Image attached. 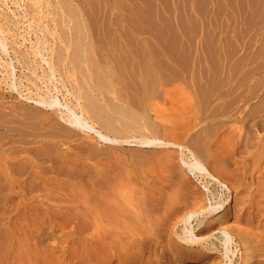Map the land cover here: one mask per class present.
I'll list each match as a JSON object with an SVG mask.
<instances>
[{"label": "rangeland", "instance_id": "1", "mask_svg": "<svg viewBox=\"0 0 264 264\" xmlns=\"http://www.w3.org/2000/svg\"><path fill=\"white\" fill-rule=\"evenodd\" d=\"M226 1L227 0H215V1L214 0H0V10H1L0 11L1 12L0 13V33H1V35H0V92H1L0 93V106H1L0 124L4 123V125H5L4 126L2 124L4 127L0 125V134L3 135L2 137H0V166H1L0 169L2 168L1 169L2 171L0 170V173H1L0 177H1V175L3 176V177H1L2 179L0 178V182L1 183L3 182V185L0 184L1 185L0 186V245H4L3 246L4 249L0 246L1 252H3L2 250L7 249L10 245H13V243H14V245L15 244L18 245V243H20V242L21 243L25 242V246H27L26 243L28 244V246L30 244H32V246L34 248L38 249L37 252L41 251V253H44V249H45L46 250L45 255H48V256L49 255L51 256L50 253L53 252L54 253V254L52 253L53 257H56L57 255H60L62 253L61 257L66 256V258H68L69 256H71V254L74 253V251H77V253H79L78 249H77L79 242L80 243L81 242H91V241H89V239L91 240L93 238V236L95 235L94 230H91L93 228L90 227L91 225H89L90 223H89V221H87L88 219L84 218V220H83L81 214H83V211H84L83 208L85 209L87 207V205H86L87 203L82 204V201H83V203L85 202L83 199H85L84 195H86V193H84V192H88L87 196L90 195L91 203L94 202V199L96 201L95 188L97 189V185H96V183L91 184L90 182L96 181V178H95V180H93L94 179L93 176L96 177V168H97L96 164L99 163V160H102V158H100V156L101 157L106 156L105 159L109 161V159L111 160L112 157H118L120 155L119 153H121V154L124 153V155H121V156H124V157H122V158H124V162L130 161V160H132V161L134 160V162H135L137 160L136 161L137 163L139 162V164H142L143 162L148 160L150 155L155 153V150L153 151V149H155V147H153V146H148V145L139 143L137 141L102 140V139L98 138L97 136H95L93 131H90L88 133L85 129L80 130V128H78L75 125H72L69 122L65 121L66 117L64 118V116H66L67 112L71 111V110L77 112V110L79 109L78 108L79 104H82L84 102L82 100L83 97L78 95L79 93L76 90H74L72 84L74 83L73 80L75 78L78 79L79 76L80 77L83 76V71H81V70H84V71L86 70L85 72H87L88 67L92 68L91 63H90L91 59H92L91 60L92 63H94L95 65H99V66L103 65L102 67H104L106 69H108V64H110L108 70H110L111 66H113V68H112L113 71L110 70L111 71L110 75H111V79H112L113 89L115 92L113 93V95H111V93L103 94L104 92L103 93L97 92L98 94H100L99 99L102 96L100 99V102L101 101L104 102L103 100H105L106 98H110L107 101H112L111 98L114 97L116 103H118L120 101H121V103L124 102L125 105H127L129 107L131 106L130 108H132L133 110H135L139 114L143 113L145 119H147L152 124H154L155 127L158 129H160L163 125L164 126L166 125L165 124V122L167 121L166 119H167V117L171 118L169 116H171V114L173 113V112H171V111H173V109H175L174 113L176 112L175 114L179 115V117H178L179 119L178 118H176V119L180 120V117H181L180 113L182 114L185 111V110L182 111V109H183L182 106H184L182 104L186 103L185 104L186 108L188 106L190 107V109L188 107V111L186 110L187 113H189V110H191V108L193 107L192 105H194L192 110H194V112L196 113V116H194L195 118H193L192 110L190 111V114L187 115V118L189 116L191 117V119H190V117L188 119L190 121V123L187 120V118L185 117L186 116L185 112L183 113L184 115L182 114L183 116L181 117V119L184 117L182 121L185 122V125L183 124L184 122H182L183 127L186 126L187 121H188L189 125L193 122L192 123L193 125L191 124L190 128L187 126L185 128H183L180 125L181 123H179V121H177L174 118V117H177L174 114L172 117L179 123V125L177 126L175 124L177 122H173V120H174L173 118L170 119V121L173 119L171 121V123L168 119L167 122H169L170 124L167 123V125L171 126V124L173 122L174 124H172L171 127H173V125H176L177 127H175V128H178V127L180 128V126H181L180 129L178 128L179 134L184 133V132L182 133L181 129L183 131H185L184 129H186V131H187V128H188V131L187 132L185 131L186 133L183 134L184 136L182 135L183 140L187 139L190 136V141H191L192 145H194L195 142L198 143L200 141L199 146L196 143H195L196 145H194V146H197L198 148L201 146V144H202V146H204V144H205L204 141H206L207 139L209 141V140H213L214 138H218L217 141H219V143L222 144V147H221V144H219V145L214 144L215 147L212 148L213 152L217 148H218L219 152L220 151L222 152V149H223L224 150L223 153H225L224 156L226 158H228V157L232 158L234 156L233 153L235 151V148L237 147L236 148L237 153L235 152L236 157L241 158L242 156L245 155L246 152L242 151L244 149H243L242 144H240L242 142L235 141L233 146H229L227 143V139H226V141L224 140L225 139L224 135H226L225 131L228 132L229 128H232V127H229V125H230L228 122L229 118L227 117V114H229V112L226 113V111H228L230 109V104H232L231 108L234 107V108H232V110L234 109L233 111H236L235 109L238 107L237 104L243 103L242 104L243 107L242 106L241 107L242 108L245 107L244 111H246V119L244 121L246 123L244 121H242V123L246 124V125L244 124V127L246 128V130H245V128H243V124H242V132L244 130H245V132L246 131L250 132L249 130H251V129L253 130V128H252L253 121H256V120L258 121L259 119L262 121L264 119V115H260V114H264V104H263L264 103V99H263L264 97H262V96H264V82H263L264 77H263V79L261 77L262 75L264 76V66H263L264 65V59H263L264 56L260 55L262 53L264 55V50H263L264 49L263 48L264 47V45H263L264 44V42H263L264 41V34H262V32L264 33V16L261 17L262 14H264V5H263L264 3H261V2H264V0H255V2H254V0L253 1H251V0L250 1H248V0H243V1L242 0H240V1L239 0H231V1L228 0L227 2ZM258 1H259V3H258ZM238 2H239V4H240V2H242L241 3L242 6L239 5ZM248 2H251L255 5L253 6V4H251V3L248 4ZM232 3H233V5L234 4L235 5L234 6L230 5ZM231 6H233V7H231ZM235 6L240 7V8H238L240 10V12L237 13V11H239V10H237V7H235ZM231 8H233V10ZM234 8H236L237 11H234L235 10ZM247 8H248V10H246ZM249 8H250V10L252 9L253 11L252 10L250 11ZM213 9L215 10V13H214ZM226 9H227V12H226ZM254 11H256V12H254ZM246 12H248L250 14H248ZM226 13H228V14H226ZM260 13H262V14H260ZM229 14L232 17V20H230L231 17ZM240 14H241V17H240L241 20L240 19L237 20V18H239ZM244 15L247 17H245ZM251 15H252V18L254 17L253 20L250 19ZM3 17H5V18H3ZM258 17H261L262 19L258 18ZM257 18L259 21L260 20H262V21L259 22L257 20ZM225 21H226L227 26L225 25ZM240 21H242V23ZM252 21H253V24L251 23ZM248 22L251 24L250 25L251 27L249 26ZM230 24H232V26ZM234 24H237L236 25L237 28H235ZM243 25L245 26V29L243 28L244 27ZM240 26H242V27H240ZM248 26H249V28H247ZM227 28H229V30ZM238 28H239V31H237ZM241 28H243L245 31L242 32ZM232 29L235 31H233ZM247 29H249V30H247ZM256 29H258V30H256ZM227 31H229L230 33H228ZM259 31H260V33H259ZM233 32H234V34H233ZM239 32H241V33H239ZM244 32L246 33V35L244 34ZM252 32H253V35H252ZM235 33H237V34L239 33L238 36ZM230 34H231V36H229ZM243 34L245 37H243ZM250 34L252 37H254V39H252ZM254 34H256V35H254ZM77 35H79V36H77ZM227 35L231 39L232 43L230 42V40H226V39H229L228 37H226ZM236 36L238 39L236 38ZM239 36L241 38H239ZM73 37H74V39L75 38H77L78 40H79V38L81 39V41L80 40L79 41L81 42L80 44H81L83 53L80 52V55H81L80 58H82V59H78V61H80L79 62L80 64L79 63L75 64L77 61L74 63L75 65L73 64L75 67L78 66V68H75V71L74 70L70 71L69 69H71V66H69V65H71L73 63L72 58L74 59V56H72V54H71V53H73V49H71L72 47L70 48L69 45L67 46V41ZM260 38H261V40H260ZM246 39L248 41H246ZM228 42H230V43H228ZM237 42H239L240 47H239ZM243 42H245L248 45V46H246L248 48L244 47L245 43H243ZM234 43H235V46H234ZM236 43H237V45H236ZM255 44L257 46H255ZM226 46L229 48L227 49ZM233 46H234V50H232ZM235 47H237V48H235ZM84 48H86V49H84ZM83 49H84V51H83ZM245 49L247 50V52ZM248 49L250 51L249 53H248ZM226 50H229V51L226 52ZM232 51H234V52H232ZM257 51H259L260 54H257ZM145 53H148V54H145ZM247 53H248V56H247ZM88 54H90V55L88 56ZM118 54H120V56ZM229 54L231 56H229ZM110 55L112 57H110ZM138 55L141 56L140 59H138L139 58ZM257 55H258V58H257ZM116 56H118V57H116ZM122 56H125V60H124V57H122ZM130 56H132V57H130ZM145 56L147 57V59ZM226 56L229 57V59ZM239 56L241 57V59L242 58H244V59L241 60L239 58ZM86 57L88 60L86 59ZM94 57H95V59H94ZM119 57H120V60L118 59ZM128 57H130L131 60ZM98 58H100V59H98ZM108 58H109V60H108ZM155 58H157L156 59L157 63H156ZM237 58H239V59H237ZM254 58H256V59H254ZM93 59H94V62H93ZM101 59H102L103 63H100ZM103 59L104 60L106 59L105 62L103 61ZM126 59H127V61L128 60H130V61L127 62ZM142 59H144V61ZM226 59L229 61H226ZM236 59L241 61L239 63V65H238L239 61L236 62ZM141 60L143 62H140ZM233 60L235 61V63L233 62ZM245 60H246V62H245ZM98 61H100V62H98ZM118 61H122V62H118ZM261 61H263V62L261 63ZM84 62H86V64ZM88 62L90 64H87ZM132 62L134 63V65H136V62H137L138 65H136V66H138V67H136L134 65H133L134 67H132ZM1 63H3V64H1ZM4 63L6 65H4ZM105 63H107V65H105ZM119 63H120V65L121 64H124V65L120 66ZM129 63H130V65H129ZM254 63L257 65H255ZM259 63L262 65H259ZM8 64H10V65H8ZM125 64L126 65L128 64V65L126 66ZM157 64H159V65H157ZM230 64L232 66H230ZM252 64H254L255 66L254 65L252 66ZM86 65H88V66H86ZM242 65H243V67H242ZM235 66H236V68H235ZM239 66H241V67H239ZM247 66H249V67H247ZM250 66L252 67V69ZM258 66L259 67L262 66V67L259 69ZM81 67H84V69ZM226 67H227V69H226ZM223 68L225 69L226 72L224 71ZM245 68L249 69V70L251 69V70L249 71V70H246ZM135 69L138 71H136ZM228 69L229 70L231 69V70L229 71ZM243 70H246V71H243ZM143 71H146L148 74H146V72H143ZM251 71H253V72H251ZM81 72H82V76H81ZM131 72L134 73L135 75L131 74ZM229 72H230V74H234V75H232V77H231ZM243 72H244V74H243ZM261 72H262V74H260ZM123 73H125V74H123ZM144 73H145V75H144ZM248 73H249V75H246ZM151 74H152V76H151ZM193 74L195 75V77H193L194 76ZM124 75L125 76L129 75V77L128 76L123 77ZM148 75H150L151 77H148ZM201 75L203 76V78ZM223 75L225 77H223ZM238 75L241 77H239ZM119 76L122 78H120ZM190 76H192V77L190 78ZM237 76H238V78H237ZM244 76L246 78H244ZM67 77L69 80L67 79ZM143 77L144 78L147 77L148 80H147V78H146V80L143 79ZM242 77L244 78V80ZM259 77H261V78H259ZM157 78H158V80H157ZM188 78H190L191 80L189 81ZM192 78H194V79H192ZM205 78H207V79H205ZM255 78H257L258 80ZM129 79H130V82L129 81L127 82V80H129ZM161 79H163V80H161ZM231 79H233V81H230ZM238 79H239V81L241 79L242 82L237 83ZM124 80H126V81H124ZM137 80L140 84L137 82ZM149 80L151 81V83L153 85L150 84V82L149 83L147 82ZM207 80H208L209 84H208ZM122 81H124V84ZM156 81L158 83H156ZM162 81H164V83ZM194 81H196L197 83H195ZM200 81H202V82H200ZM203 81L204 82L206 81L207 83L206 82L204 83ZM224 81H226V83H224ZM257 81H259V82H257ZM71 82H73V83H71ZM135 82H137V84ZM166 82H167V84H165ZM169 82L171 84H173V83L177 84L176 89L174 87L175 85H173V87H174V89H173L172 85L170 86ZM191 82L192 83L194 82L193 84L194 85L196 84V85L194 86L193 84H191ZM252 82H254V84ZM260 82L262 84H260ZM127 83H129V85ZM130 83H131V85H130ZM145 83H147L148 87L149 86L150 87L149 88L146 87L147 84H145ZM233 83H235V84H233ZM245 83H246V85H245ZM12 84L14 85L13 88H12ZM228 84H230V85H228ZM252 84H253V86H252ZM70 85H71V87H70ZM159 85H160V87H159ZM166 85L171 87L172 91L169 90V89H171L169 87H167L168 89L166 90V87H164ZM178 85H180L181 87ZM204 85H206V86H204ZM231 85H232V87H231ZM151 86H152V88H151ZM153 86L155 87V89H157L156 91L153 88ZM185 86L187 88H184ZM198 86L200 87L199 89H198ZM127 87L131 88V90H133V92H131V90ZM134 87H135V89H134ZM195 87L199 90V92H201V93L203 92L202 95H201V93H198L197 89H194ZM241 87L243 88V90H241L242 89ZM252 87L254 88V91H253ZM256 87H258V88L256 89ZM190 88L193 89V91L190 90ZM201 88H203L202 89L203 91L201 90ZM232 88H234V89L231 90ZM138 89H140V90H138ZM158 89H159V91H158ZM180 89H181V91H180ZM186 89H189L190 93ZM223 89H224V92L226 90L225 93L223 92ZM148 90L150 92L149 94H147ZM177 90L180 92L174 93V91H177ZM207 90H208V92H206ZM74 91L77 92V94ZM127 91H130V92H127ZM138 91H141V92H138ZM239 91H240V93H238ZM241 91L243 92L242 94H241ZM251 91L253 92L252 94L250 93ZM255 91H257V92H255ZM167 92H168V94H167ZM181 92H183L184 94L186 93V95L187 94L193 95V93H194V95H196V96L193 95V96H190L191 97L190 98L187 95L188 97L186 99V97H185L186 95H184ZM196 92L198 93V95H201V96H197ZM221 92H222V94H221ZM178 93H179V95L177 96ZM223 93L228 94V95H224ZM262 93H263V95H262ZM116 94L118 96H116ZM156 94H157V96H156ZM170 94L171 95L173 94L172 96H174V97H172ZM220 94H221V96H220ZM239 94H241V96ZM40 95L44 96V97L46 96L47 98H50L49 102L51 100H54L55 103L52 105H49V106L48 105L42 106V104L40 105L39 103H36L34 101V99H37ZM110 95H111V97H109ZM121 95H123V96H121ZM133 95H136V98L133 97ZM145 96H147V97H145ZM104 97H105V99H104ZM121 97H123L124 99ZM177 97H179V98L176 100ZM192 97L194 98V100ZM202 97H205V99ZM236 97H239V99L237 98L238 100L236 99V102L238 101L237 103L235 102ZM243 97L246 99V101H244L245 99ZM118 98L121 100H119ZM150 98H152L153 100L151 99L149 101ZM170 98H172L173 100L180 102V103L183 101L181 104L179 103L181 108L179 107L177 102H176L177 105H172L171 103H174L175 101L172 102L171 101L172 99H170ZM183 98H184V100H186L185 102H184ZM258 98L261 101H259ZM135 99L137 101L136 103H135V101H132ZM137 99H139V100H137ZM168 99H170L171 103H168V101H169ZM190 99L193 102L194 101L195 102L194 103L191 102ZM202 99H204V100H202ZM207 99L209 102L208 104L206 102ZM214 99H217L218 102ZM180 100H182V101H180ZM200 100H201V102H200ZM141 101H142V103H140ZM151 101L154 102L155 105L157 104L156 105L157 107H158V105L161 106L163 104V106H161V107L164 109L165 116L162 113L163 110H162V112H159L158 109L156 108L157 109L156 111H158V113H160L161 117L159 116V114L156 111H154L153 106H155V105ZM204 101H205V103H203ZM212 101H214V102H212ZM230 101H231V103H230ZM187 102H188V105H187ZM189 102L191 103L190 104L191 106L189 105ZM225 102L229 106L226 107ZM2 103H4L5 105ZM198 103H200V104H198ZM234 103H236V104H234ZM140 104L142 106L141 109L143 108V110H141L140 108H139L140 110H138L137 106L140 107ZM150 104H151V106H150ZM202 104H203V106H202ZM219 104H220V106H219ZM15 105H17L16 106L17 108L13 107ZM24 105H26V106H24ZM27 105H28V107H27ZM9 106H11V108H9ZM34 106H35L36 110L34 109ZM171 106H173L172 107L173 109L171 108ZM29 107H31V108H29ZM161 107H159V108L161 109ZM164 107H166V108H164ZM167 107H169V108H167ZM196 107H198V110H196L197 109ZM222 107H223V109L226 108L225 111L222 109ZM176 108H177V110L180 109L182 112L177 113ZM38 109L41 111L39 112ZM167 109H169L170 111ZM199 109L200 110L203 109V110L199 111ZM216 109H218L219 113L217 112ZM1 110H3V111H1ZM5 110H7L8 112L7 111L5 112ZM30 110H31V112H30ZM165 110H166V112H165ZM32 111H33V113H32ZM168 111H169V113H167ZM1 112H2V114H1ZM57 112L60 113L61 116L59 114L57 115ZM63 112L66 114H64ZM23 113H25V116L26 115L27 116L25 117ZM224 113H226V114H224ZM247 113L249 115L250 114L251 115L256 114V117L254 115H253V117H251V115H250V118H249V115ZM12 114H16V115L13 116ZM28 114H30V115H28ZM166 114L169 116L166 117ZM206 114H208L209 116ZM210 115H212V116H210ZM247 115H248V117H247ZM18 116L20 119L18 118ZM31 116H32V118H31ZM199 116L200 117L202 116L203 118L202 117L200 118ZM6 117H7V119H6ZM157 117L162 118V119L165 118V119L160 120ZM45 118H46V120H44ZM62 118H64V119H62ZM251 118L255 119V120H252ZM8 119H10V120H8ZM28 119H30V120H28ZM192 119H193V121H192ZM195 119H198V120H195ZM20 120H24V121H20ZM48 120H49L50 124H48L49 123V122H47ZM9 121H12V122L10 123ZM18 121H20V122H18ZM40 121L41 122L44 121V122L41 123ZM52 121H54V123ZM163 121H165V122L163 123ZM194 121H195V124H194ZM219 122H220V124H219ZM12 123L13 124L15 123V125H13ZM18 123H21V124H18ZM44 123H45V125H44ZM51 123H52V125H51ZM215 124H216V126H215ZM236 124H238V122ZM239 124H241V123H239ZM249 124L251 125V127ZM43 126L46 128H44ZM66 126H67V128H65ZM226 126L229 127L228 130H227ZM11 127H12V129H11ZM62 127L64 129H62ZM224 127H226V128H224ZM7 128L10 129L9 130L10 132L9 131L7 132V130H8ZM15 128H16V130H15ZM41 128L46 129V130H43ZM50 128H52V130H50ZM72 128H73V130L74 129H76V130L72 131ZM247 128H248V130H247ZM39 129H41V130H39ZM58 129H59V131H57ZM199 130H200V132H199ZM5 131L7 134L5 133ZM47 131L48 132L51 131L50 134L52 136L48 135L46 133ZM62 131H63V133L64 132L65 133L63 134ZM210 131H212V132H210ZM214 131H215V133H214ZM260 131L264 132V128L261 127ZM22 132H24V134ZM31 132H33V134L35 136ZM37 132H38V134H37ZM69 132H73V134L74 133L75 134L73 135V134H70ZM76 132H78V135ZM192 132L195 134V136H194V134L192 136V134H191ZM204 132H206V134ZM28 133L29 134L31 133L32 135L31 134L29 135ZM53 133H55V136ZM61 133L63 136L60 135ZM79 133H81V134H79ZM82 133L84 135H82ZM213 133H214V135H213ZM223 133H224V135H223ZM39 134H41V135H39ZM197 134L200 135L199 137L201 139H203L202 136L204 135V139L201 140ZM201 134H202V136H201ZM84 136L86 137V139L84 138ZM191 136H192V139H191ZM14 137H16V138H14ZM18 137H19V139H18ZM77 137H79L80 139ZM197 137L199 138V140L198 139L196 140ZM219 137H220V140H219ZM26 138H30L31 142H29L28 139H27L28 140V142H27ZM69 138H70V140H69ZM90 138L92 139V141ZM38 139H40V140H38ZM87 139H90V140H88L89 142H87ZM21 140H23V141L21 142ZM45 140H47V141H45ZM63 140H64V142H63ZM79 140H80V142H81V140H84L85 142L82 141L81 143H79ZM12 141H13V143H12ZM46 142H48L47 143L48 146H47ZM5 143H6V145H5ZM43 143H45V144H43ZM52 143H53V145H52ZM85 144L87 146H85ZM20 145H22V146H20ZM25 145H26V147H25ZM223 145H225L224 148H223ZM234 145H236L235 148H234ZM27 146H29V147L31 146L30 149L33 147V149L35 150L34 151L33 149H31L32 152H30V154L28 156L25 153L26 151H24L27 148ZM102 146L104 148H102ZM186 146L187 145L184 143L181 147L182 149H180L179 147H177V149L180 150L181 153L185 152L188 154L189 152H188V148ZM202 146H201V148H202ZM227 146H228V148H227ZM240 146L242 148H239ZM10 147L12 149H10ZM21 147H23V148H21ZM229 147H231L230 148L231 151H232V149L234 150L233 153H229V151H230V150H228ZM4 148H6V149H4ZM42 148H43V150H41ZM75 148H77V149H75ZM88 148H89V150H88ZM107 148H108V154H106ZM173 148L174 147H171V146L169 147V149H171V150H174ZM201 148H199V150ZM39 149H40V151H39ZM95 149H96V152H95ZM144 149H146L147 153H150L149 150L152 149L151 154L148 155L147 153H145L146 151L144 152ZM12 150L15 152H13ZM57 150H59L60 153L59 152L56 153ZM65 150H67L66 153H65ZM83 150H85V151H83ZM237 150H239V151H237ZM45 151H47V152L49 151L50 153H47V152L45 153ZM113 151H115V153H113ZM134 151H136V154H134L135 153ZM137 151H139V152H137ZM225 151L226 152L228 151L227 154L229 156L226 155ZM116 152H119V153H117V155H116ZM140 152H141V154H139ZM18 153H19V155H18ZM55 153H56V155H55ZM64 153L66 154V156H68V155L69 156L66 158ZM204 153H205L204 149L201 150V154L204 155ZM137 154H139V155H137ZM231 154H232V156H230ZM47 155H50V158ZM55 156H56V158H55ZM70 156H72V157H70ZM143 156L147 160L145 159L143 161V159H144ZM22 157L23 158L24 157L25 158L31 157V159L32 158L34 159L33 162L35 164L40 165V167L38 165H36L38 167V170H40L38 175H36V177H34V178L30 177V176L27 177V175L29 174V171H27V170L30 169L29 168L30 166L28 167V164H30L28 160H26L27 163L25 162L26 164L24 166H22V167L20 166L22 170L19 169L20 168L18 166L19 163L18 164H16V163L18 162V159H19V161H20V158L22 160ZM45 157H46V159H45ZM52 157H54V158H52ZM69 157L73 158V160H75V161H72V159L69 160L70 159ZM97 157L100 159H97ZM262 157H264V156H262ZM262 157L259 159L258 162L255 161V165L257 164L258 172H256L254 174L253 178H251L248 175L249 171H250L248 168L251 166L250 162H249V163H247L246 166H244V167H246L247 171L249 170L247 173H245V171H244L245 168L242 167L236 171L237 174H239V171L242 170V172L240 171V173H242L241 174L242 176L241 175L236 176L235 175L236 172L234 170L233 172L235 174H234V176H232V178L230 176L228 179L227 178H224L223 180L221 179L222 182H224V184H226L227 188L226 187L225 188L220 187V185L217 184L215 179H213L211 176L205 177V176L199 175V174H195L193 176V173L190 170H188V168H186L185 171H187V173L189 175V179L192 178L190 183L193 182V184H194V185L191 184L192 185L191 188H193V189H191L190 191L193 190L195 193H198V191L200 189L201 190L203 189L205 191L206 188L204 187L203 184L206 183L210 189L216 188L217 189L216 191H218L216 197L214 199H212V196H211L210 200L211 201H218L221 203V206L217 210L213 211V213H211V214L209 212L204 211V212L196 213V215H193L190 218V221H189L190 224L188 223V227H190L195 234H196L197 228L200 227L202 224H204V221H206V220L207 221H210V220L215 221L216 219H218V217L220 215H222L226 210H228V208H229V210H231V208L229 207V203L233 200V197L235 195V191L233 190L234 186L230 185L228 183L234 182V178H235V181L237 182L234 184V185L237 184V186H238L237 189L238 188L241 189V187H242V186L238 185V183L240 184L241 180L246 181V184L248 185V187H246V189H245V195H249L250 200H249L248 196L244 195L248 199H246L247 202H246L245 208L242 209L243 212H249L251 217H253V215H257V217L260 216V218H262V219L259 223H262L264 221V218H263V216H264V158H262ZM51 158L54 160H52ZM63 158L64 159L66 158L65 161L63 160ZM226 158L224 159L225 162H226ZM47 159L50 161H47ZM55 159H57V160H55ZM80 159H82V160H80ZM105 159L103 157L104 161H106ZM36 161H37V163H36ZM57 161H59V162H57ZM80 161H82V163H79ZM119 161H121V157H120ZM9 162H10V164L7 165ZM13 162H14V164H13ZM54 162H57V163H54ZM73 162H75V163L77 162L78 164L76 163V164L72 165ZM124 162L122 160V162H120V164L121 163L123 164ZM53 163H54V167H53ZM59 163H62V164H60L62 166H60ZM56 164H58L59 166ZM79 164H81L82 167ZM75 165L76 166L78 165V167H75L72 169V167H74ZM226 165H227V167L229 166L227 162L225 163V167H226ZM15 167L19 170H17ZM37 167H36V169H37ZM41 167H42V169H41ZM45 167H46V169H45ZM51 167H53L54 169ZM57 167H58V169H56ZM63 167H64V169H62ZM232 167L230 166V169H232ZM24 168H26V169H24ZM66 168H68V169L65 170ZM70 169H72V170H70ZM82 169H83V172L81 171ZM16 170H17V172H16ZM44 170H46L47 172H45ZM49 170L53 171V172L51 173ZM63 170H65V171H63ZM69 170L73 171L74 175H72L73 172H70ZM77 170L79 172H77ZM89 171H90V174H89ZM2 172H4V174ZM176 172L177 173L181 172V170L177 168ZM84 173H86V174H84ZM177 173H176V175H178ZM244 175H245L246 180L243 179ZM37 176L39 178H37ZM178 176H180V175H178ZM238 176L240 177L241 180L239 179ZM67 177H69V178H67ZM83 177H85V178H83ZM89 177H91V178L89 179ZM27 179H29V180H27ZM30 179H33L34 181L30 180ZM52 179H53V181H52ZM5 180H6V182H5ZM17 180H19V181L17 182ZM20 180H21V182H20ZM38 180L42 183H39ZM55 180H58V182L56 183ZM229 180L232 182H230ZM50 181H52L54 184H52V182H50ZM60 181H63V182H60ZM75 181H80V182L75 183ZM87 181H88V183H87ZM34 182H38V183L36 184ZM65 182H66V184H65L66 187L67 186H69V187L66 188L64 186ZM33 183L35 184V186L37 185L36 186L37 188L34 186ZM85 183H87V185ZM41 185H42V187H41ZM70 186H71V188H70ZM94 186H95V188H94ZM57 187H58V189H57ZM41 188L44 190H42ZM69 189H72V191ZM80 189L83 191L80 193H83L84 195L82 197V195L79 194L81 196L79 198L78 197L79 192L77 193V191ZM70 193H73V195ZM91 193L94 195H92ZM72 198L74 200L76 199V201H74ZM79 199L80 200L82 199V201H80ZM77 203H79V204H77ZM78 205H80V206H78ZM67 206H68V208H67ZM192 207L194 210H196L198 212V210H199L198 205H193ZM192 207H190V208H192ZM71 208H72V210H69ZM67 209H68V211H67ZM78 209L79 210L81 209V210L79 211ZM71 211H75V212L71 213ZM76 212L77 213L79 212L80 214L78 213L79 215H77ZM75 215H77V216H75ZM80 218L82 219V221L84 223L81 220H79ZM87 223H89L88 224L89 227L87 226ZM181 225L182 224L178 223L175 226V229H176L175 237H177V239H179L177 234H179L180 236H183L182 230H181ZM92 232H94V233H92ZM85 237L86 238L88 237V240ZM207 238L208 239L205 240L204 244L211 243V244H216V245H219L220 247H222L223 235H222L221 231H218L217 229L213 230L212 234H210ZM5 243L7 245H8V243H10V245L7 246ZM37 243H40V244L42 243V244L37 245ZM69 243H70V247H67V245H69ZM75 244L77 245V247L75 246L76 249L74 247ZM44 245H46V247ZM52 245H53V247H52ZM20 246H21V244H19V247ZM23 246H24V244L20 248H23ZM42 247H43V250H42ZM73 247L75 249L74 251H73ZM70 248H71V250H70ZM8 249L10 250V248H8ZM8 249L5 250V253L8 251ZM47 249H48V251H47ZM61 251H63V252H61ZM56 252H58V254ZM69 252L71 254H69ZM5 253L3 252L2 253L3 255H0V259L2 258V262L5 260V259H3ZM63 253L65 256H63ZM1 256H3V257H1ZM75 256H77V254ZM75 256L73 254V257H75Z\"/></svg>", "mask_w": 264, "mask_h": 264}, {"label": "bare ground", "instance_id": "2", "mask_svg": "<svg viewBox=\"0 0 264 264\" xmlns=\"http://www.w3.org/2000/svg\"><path fill=\"white\" fill-rule=\"evenodd\" d=\"M215 1V0H214ZM228 1V0H227ZM226 1V2H227ZM231 1V0H230ZM240 1V0H239ZM243 1V0H242ZM250 1V0H248ZM253 1V0H251ZM234 2V1H233ZM255 2V0H254ZM229 3V2H228ZM242 2H238L239 5H241ZM246 3V2H245ZM244 3V4H245ZM251 2H248V4H250ZM259 3V1H258ZM261 3H264V2H261ZM224 4V3H223ZM253 4V3H251ZM229 5V4H228ZM230 5H233L230 4ZM235 5V4H234ZM233 5V6H234ZM255 4H253L254 6ZM260 5V4H259ZM262 5V4H261ZM264 5V4H263ZM231 6V7H233ZM242 6V5H241ZM237 7V6H235ZM252 7V6H251ZM256 7V6H255ZM259 7V6H258ZM238 8L240 7H237V10H239ZM244 8V7H243ZM246 8V7H245ZM254 8V7H253ZM233 10V8H231ZM235 10L234 11H237L236 8H234ZM261 9V8H260ZM214 10V9H213ZM242 10V9H241ZM248 10V8L246 9ZM250 10V8H249ZM252 10V9H251ZM250 10V11H251ZM1 11V10H0ZM253 11V10H252ZM224 12V11H223ZM226 12H227V9H226ZM240 12L237 11V13ZM249 12V11H248ZM246 12V13H248ZM256 12V11H254ZM1 13V12H0ZM214 13H215V10H214ZM229 13V12H228ZM226 13V14H228ZM231 13V12H230ZM243 13V12H242ZM241 13V14H242ZM245 13V12H244ZM213 14V13H212ZM235 14V13H234ZM241 14L239 16L238 19L241 20ZM250 14V13H248ZM256 14V13H255ZM262 14V13H260ZM259 14V15H260ZM3 15V14H2ZM1 15V16H2ZM230 15V14H229ZM253 15V14H252ZM252 15L250 16V19L253 20L254 17L252 18ZM257 15V14H256ZM245 16V15H244ZM261 16V15H260ZM264 14H262L261 17H263ZM231 17V15H230ZM229 17V18H230ZM247 17V16H245ZM261 17H258V18H261ZM5 18V17H3ZM216 18V17H215ZM249 18V17H248ZM257 18V20H258ZM244 19V18H243ZM247 19V18H246ZM249 19V20H250ZM256 19V18H255ZM262 19V18H261ZM232 20V17L231 19ZM234 20V19H233ZM245 20V19H244ZM2 21V20H1ZM216 21V20H215ZM236 21V20H235ZM256 21V20H255ZM259 21V20H258ZM262 21V20H260ZM259 21V22H260ZM5 22V21H4ZM242 23V21H240ZM258 22V23H259ZM230 23V22H229ZM239 23V22H238ZM249 23V22H248ZM253 24V21L251 22ZM262 23V22H261ZM247 24V23H246ZM2 25V24H1ZM215 25V24H214ZM225 25H226V21H225ZM232 26V24H230ZM235 25V28L237 24H234ZM241 25V24H240ZM245 25V24H244ZM243 25V26H244ZM251 24L249 23V26ZM227 26V25H226ZM247 26V25H246ZM249 26L247 28H249ZM242 27V26H240ZM251 27V26H250ZM234 28V29H235ZM245 29V26L243 27ZM243 28H241L242 32L245 31ZM258 28V27H257ZM223 29V28H222ZM229 30V28H227ZM233 30V29H232ZM249 30V29H247ZM246 30V31H247ZM258 30V29H256ZM235 31V30H233ZM239 31V28L238 30ZM236 31V32H237ZM228 33H230L229 31H227ZM254 32V31H253ZM253 32H252V35H253ZM241 33V32H239ZM238 33V34H239ZM260 33V31H259ZM234 34V32H233ZM237 36L238 34L235 33ZM244 34L246 35V33L244 32ZM243 34V37H245ZM262 34H264L262 32ZM1 35V33H0ZM256 35V34H254ZM79 36V35H77ZM231 36V34L229 35ZM229 36L227 35L226 37L229 38ZM236 36V38H237ZM251 36V34H250ZM225 37V38H226ZM242 37V38H243ZM252 37V36H251ZM250 37V38H251ZM234 38V37H233ZM239 38H241L239 36ZM258 38V37H257ZM3 39V38H2ZM235 39V38H234ZM238 39V38H237ZM245 39V38H244ZM248 39V38H247ZM246 39V41H248ZM252 39H254V37H252ZM79 40L81 41V39L79 38ZM77 38L74 39L73 38H70L68 41H67V46L69 45L71 49H73V53L72 56H74V59L72 58V61L73 63L69 66H71V69H69L70 71H75V68H78V66H74L75 64L79 63L80 61H78V59H82L80 58V52H82V47H81V42L79 41ZM226 40H230V42L232 43L231 39H226ZM233 40V39H232ZM241 40V39H240ZM257 40V39H256ZM261 40V38H260ZM258 41V40H257ZM228 42V43H230ZM234 42V41H233ZM242 42V41H241ZM254 42V41H253ZM261 42V41H260ZM264 42V41H263ZM262 42V43H263ZM2 43V42H1ZM238 45H239V42H237ZM236 43V45H237ZM245 43V42H243ZM252 43V42H251ZM4 44V43H3ZM258 44V43H257ZM227 45V44H226ZM264 45V44H263ZM231 46V45H230ZM234 46H235V43H234ZM234 46H233V49L234 50ZM248 46L246 43H245V46L246 47ZM250 46V45H249ZM255 46H257L255 44ZM260 46V45H259ZM258 46V47H259ZM227 47V46H226ZM238 47V46H237ZM235 47V48H237ZM240 47V45H239ZM229 47H227L228 49ZM248 48V47H246ZM257 48V47H256ZM264 48V47H263ZM86 49V48H84ZM83 49V51H84ZM243 49V48H242ZM239 50V49H238ZM246 50V49H245ZM252 50V49H251ZM262 50V49H261ZM264 50V49H263ZM91 51V50H90ZM229 51V50H226V52ZM237 51V50H236ZM255 51V50H254ZM72 52V51H71ZM89 52V51H88ZM234 52V51H232ZM243 52V51H242ZM247 52V50H246ZM249 49H248V53H249ZM256 52V51H255ZM254 52V53H255ZM259 51H257V54H260V52L258 53ZM83 53V52H82ZM90 53V52H89ZM110 53V52H109ZM127 53V52H126ZM229 53V52H228ZM237 53V52H236ZM244 53V52H243ZM248 53H247V56H248ZM87 54V53H86ZM91 54V53H90ZM88 54V56L90 55ZM116 54V53H115ZM124 54V53H123ZM130 54V53H129ZM145 54H148V53H145ZM144 54V55H145ZM231 54V53H230ZM229 54V56H231ZM235 54V53H234ZM242 54V53H241ZM253 54V53H252ZM93 55V54H92ZM106 55V54H105ZM120 56V54H118ZM141 55V54H140ZM140 55L138 59H140ZM243 55V54H242ZM262 56V54H260ZM87 56V57H88ZM94 56V55H93ZM148 56V55H147ZM244 56V55H243ZM242 56V57H243ZM86 57V59H87ZM106 57V56H105ZM110 57H112L110 55ZM109 57V58H110ZM118 57V56H116ZM124 57V60H125V56H122ZM132 57V56H130ZM128 57V58H130ZM146 57V56H145ZM227 57V56H226ZM233 57V56H232ZM261 57V56H260ZM85 58V57H84ZM102 58V57H101ZM108 58V60H109ZM127 58V57H126ZM229 59V57H227ZM239 58L241 59V57L239 56ZM237 58V59H239ZM252 58V57H251ZM257 58H258V55H257ZM70 59V58H69ZM85 59V60H86ZM95 59V57H94ZM94 59H93V62H94ZM100 59V58H98ZM117 59V58H116ZM120 60V57L118 58ZM122 59V58H121ZM147 59V57H146ZM145 59V60H146ZM157 58H155L156 60ZM236 59V62H238V65L239 63L241 62L240 60H237ZM244 59V58H242ZM241 59V60H242ZM250 59V58H249ZM248 59V60H249ZM256 59V58H254ZM264 59V58H263ZM84 60V61H85ZM88 60V59H87ZM92 60V59H91ZM90 60V63H91V66L92 68H89L87 69V72H85L84 70H81L83 71V76H82V72H81V76H79L78 79H74V83L73 85V88L74 90H76L82 98V100L84 101L82 104H79V109L77 110V112L75 111H68L66 116H64L65 118V121L69 122L70 124L72 125H75L76 127L80 128L81 129H85L88 133L90 131H93L95 136H97L98 138L102 139V140H114V141H137L139 143H142V144H145V145H148V146H153L155 147V149H153V151L155 150V153H153L152 155H150V157L148 158V160L146 158H144L143 156V161L146 159L147 161L143 162L142 164H139V162L137 163L136 161L134 162V160H130V161H126L124 162V156H121V155H124V153H119V152H116V155L117 153H119L120 155L118 157H112L111 160L109 159L106 160L105 157L106 156H103L104 159L106 161L103 160V157H101L100 155V158H102V160H99V163L96 164L97 165V168H96V177L93 176V180H95L96 178V181L95 182H90L91 184L93 183H96L97 185V189L95 188V197H96V201L94 199V202L91 203L90 201V195L87 196L88 192H84L86 193V195H84L83 193H80V192H83L81 189L80 190H76L78 195L81 194L82 197L84 195V198L83 199L85 202L83 203L82 199L80 201H82V204H85L87 203V207L84 209L83 208V214L82 215V219L84 220L85 219H88L87 221H89V223H87V226L88 224L91 225L90 227L93 228L91 230H94L95 232V235L93 236V240L89 239V241L91 242H79L78 244V252L77 251H74L77 247V245L75 244L74 247H73V251H74V256L77 254V256L73 257V254H71L69 252V254H71V256H69L68 258H66V256L64 255L63 253V256L65 257H61L62 253L60 255H57L56 257H53V252H51V256L49 255H45L46 253V250L44 249V253H41V251L37 252L38 249L34 248L32 246V244H30L28 246V244L26 243L27 246H25V242L23 243L24 246L23 248H20L22 247V243H18V245H10V243H8V245H10L8 248H10V250L8 249V251L5 253V250H2L5 255L3 257V259H5L3 262H2V258L0 259V264H264V221L262 223H259L261 221L262 218H260V216L257 217V215H253V217L250 216V213L249 212H243V208H245L246 206V199H248L250 196L249 195H245V189L246 187H248V185L246 184V181L244 180H241L240 179V175L242 173H240V171L242 172V170L239 171V174H237V170L246 166L247 163L250 162V167L248 168L249 170V176L251 178H253L254 174L256 172H258V168H257V164L255 165V161L258 162L259 159L264 156V132L260 131V128L263 127L264 128V119L261 121L256 120V121H253L252 123V128L253 130H249L250 132L246 131V128L244 127V124L246 123L244 120L246 119V111H244V108L243 107V103H239L237 104L238 107L235 109L236 111H233L232 107L231 108V101H230V111H226V113L229 112V114H227V117L229 118V127H232V128H229L228 126L227 127V130L229 128V131L226 132L225 131V134L223 133V135L225 136V141L227 139V143L229 146H233L234 142L235 141H238V142H242L240 144H242L243 146V149L242 150L243 152L245 151V155L242 156L240 159L236 157L235 155V152H236V148L234 145V148H235V151L232 149V151L230 150L231 147H229L228 150L229 153H233L234 151V156L232 158L228 157L229 155L227 154L228 151L226 152V155H228L226 158L224 155L225 153H223V149H222V152L218 151V148L216 150H214V152L212 151L213 147H215V145H219L221 143H219L218 138H214L213 140H209L208 139L206 141H204V146H202V148L204 149L205 153L204 155L201 154V150H203L201 148V146L199 148H201L199 150V148L197 146H194V145H200V141L197 143L195 142L194 145H192L191 141H190V136L187 138V139H184L183 140V134H185L187 131H188V128H187V131L186 129H184L185 131H182L183 134H179L178 130L181 128V126L183 127L182 125V121L183 118L181 119V117L184 115L183 113L185 112L186 113V118H187V115L190 114V111L192 110V108L194 107V105H192L193 107L191 108V110H189V113L186 112V110L188 111V107L186 108L185 104L183 103L182 105V111L185 110L182 114L180 112H182L180 109L177 110V113H180V120H177L176 118L179 117V115L175 114L174 113V110L171 106V108L173 109V112L171 114V116L167 115L166 114V117L169 116L171 118H173V114L176 115L177 117H174L177 121H179V123H181L180 125V128H175L179 125V123L174 119L173 122H177L175 123L176 125H173L174 124L172 122L171 126L170 125H167V122L168 119L170 121L171 118H168L167 117V121H163V123L165 122V124L167 125H163L160 129L156 128L154 124H152L150 121H148L147 119H145L144 117V114H139L138 112H136L135 110H133L132 108H130L129 106L125 105V103H121L118 102L116 103L114 97L111 98L112 101H107L108 99L110 98H106L104 97L105 100H103L104 102H100V99H99V96L100 94L98 93H111V95H113V93L115 92L114 89H113V84H112V79H111V75H110V70L113 71V66H111V69H109V66L110 64H108V69L102 67V66H99V65H95L94 63H92V61ZM106 60V59H105ZM105 60L103 59V61L105 62ZM131 60V58H130ZM128 60V61H130ZM144 61V59H142ZM140 61V62H143V61ZM149 60V59H148ZM251 60V59H250ZM249 60V61H250ZM253 60V59H252ZM258 60V59H257ZM77 61V62H76ZM112 61V60H111ZM127 61V59H126ZM127 61V62H128ZM226 61H229L226 59ZM231 61V60H230ZM248 61V62H249ZM255 61V60H254ZM253 61V62H254ZM76 62V63H75ZM87 62V61H86ZM86 62H84L86 64ZM97 62V61H96ZM100 62V61H98ZM118 62H122V61H118ZM126 62V63H127ZM233 62L235 63V61L233 60ZM244 62V61H243ZM246 62V60H245ZM244 62V63H245ZM263 61H261L262 63ZM75 63V64H74ZM83 63V64H84ZM89 62L87 64H90ZM100 63H103L102 62V59H101V62ZM108 63V62H107ZM107 63H105V65H107ZM124 63V62H123ZM156 63H157V60H156ZM252 63V62H251ZM257 63V62H256ZM3 64V63H1ZM74 64V65H73ZM80 64V63H79ZM78 64V65H79ZM250 64V63H249ZM255 64V63H254ZM252 64V66L254 65ZM258 64V63H257ZM255 64V65H257ZM4 65H6L4 63ZM10 65V64H8ZM104 65V66H105ZM116 65V64H115ZM120 65V63H119ZM121 65H124V64H121ZM120 65V66H121ZM126 65V64H125ZM128 65V64H127ZM126 65V66H127ZM130 65V63H129ZM134 63L132 62V67L138 65L137 62H136V65H134ZM159 65V64H157ZM245 65V64H244ZM254 65V66H255ZM259 65H262L259 63ZM82 66V65H81ZM88 66V65H86ZM156 66V65H155ZM230 66H232L230 64ZM234 66V65H233ZM264 66V65H263ZM107 67V66H106ZM117 67V66H116ZM115 67V68H116ZM131 67V68H132ZM138 67V66H136ZM241 67V66H239ZM238 67V68H239ZM243 67V65H242ZM249 67V66H247ZM246 67V68H247ZM251 67V66H250ZM259 67V66H258ZM262 67V66H261ZM259 67V69L261 68ZM70 68V67H69ZM84 69V67H81ZM121 68V67H120ZM143 68V67H142ZM225 68V67H224ZM223 68V69H224ZM230 68V67H229ZM233 68V67H232ZM236 68V66H235ZM237 68V69H238ZM245 68V69H246ZM123 69V68H122ZM227 69V67H226ZM241 69V68H240ZM252 69V67H251ZM250 69V70H251ZM77 70V69H76ZM89 70V71H88ZM117 70V69H116ZM121 70V69H120ZM132 70V69H131ZM136 70V69H135ZM229 70V69H228ZM231 70V69H230ZM229 70V71H230ZM246 70H249V69H246ZM246 70H243V71H246ZM249 70V71H250ZM254 70V69H253ZM258 70V69H257ZM115 71V70H114ZM138 71V70H136ZM135 71V72H136ZM225 71V69H224ZM233 71V70H232ZM236 71V70H235ZM242 71V70H241ZM248 71V72H249ZM85 72V73H84ZM122 72V71H121ZM143 72H146V71H143ZM226 72V71H225ZM253 72V71H251ZM114 73V72H113ZM207 73V72H206ZM234 73V72H233ZM125 74V73H123ZM122 74V75H123ZM131 74H134L131 72ZM141 74V73H140ZM146 74H148L146 72ZM230 74V72H229ZM237 74V73H236ZM235 74V75H236ZM240 74V73H239ZM244 74V72H243ZM262 74V72L260 73ZM135 75V74H134ZM145 75V73H144ZM154 75V74H153ZM194 75V74H193ZM205 75V74H204ZM226 75V74H225ZM231 77L232 75L234 74H230ZM242 75V74H241ZM246 75H249L246 74ZM75 76V75H74ZM129 77V75H127ZM127 76H123V77H127ZM131 76V75H130ZM152 76V74H151ZM150 75H148V77H151ZM198 76V75H197ZM196 76V77H197ZM202 76V75H201ZM239 76V75H238ZM237 76V78H238ZM258 76V75H257ZM120 77V76H119ZM134 77V76H133ZM137 77V76H136ZM139 77V76H138ZM155 77V76H154ZM153 77V78H154ZM192 76H190L191 78ZM195 77V75L193 76ZM223 77H225L223 75ZM234 77V76H233ZM241 77V76H239ZM262 79H263V75L261 76ZM259 77V78H261ZM73 78V77H72ZM122 78V77H120ZM147 78V77H146ZM146 78L143 77V79L146 80ZM188 78V80L190 81L191 79ZM198 78V77H197ZM203 78V76H202ZM243 78V77H242ZM244 78H246L244 76ZM243 78V80H244ZM248 78V77H247ZM68 79V77H67ZM124 79V78H123ZM126 79V78H125ZM128 79V78H127ZM152 79V78H151ZM194 79V78H192ZM207 79V78H205ZM236 79V78H235ZM257 79V78H255ZM69 80V79H68ZM148 80V78H147ZM153 80V79H152ZM158 80V78H157ZM163 80V79H161ZM197 80V79H196ZM237 80V79H236ZM258 80V79H257ZM261 80V79H260ZM259 80V81H260ZM117 81V80H116ZM126 81V80H124ZM124 81L123 84H124ZM130 82V79L127 80V82ZM134 81V80H133ZM136 81V80H135ZM230 81H233V79H231ZM235 81V80H234ZM257 81V82H259ZM262 81V80H261ZM121 82V83H122ZM138 82V80H137ZM137 82H135L137 84ZM148 83L151 81H147ZM164 83V81H162ZM195 83H197L196 81H194ZM193 82V83H194ZM202 82V81H200ZM204 82V81H203ZM206 82V81H205ZM204 82V83H205ZM208 82V80H207ZM206 82V83H207ZM238 82H242L241 79ZM255 82V81H254ZM254 82H252L254 84ZM264 82V81H263ZM118 83V82H117ZM120 83V84H121ZM134 83V82H133ZM139 83V82H138ZM155 83V82H154ZM156 83H158L156 81ZM170 83V82H169ZM191 82V84H193ZM224 83H226V81H224ZM116 84V83H115ZM119 84V83H118ZM129 85V83H127ZM135 84V85H136ZM140 84V83H139ZM147 84V83H145ZM167 84V82L165 83ZM164 84V85H165ZM190 84V85H191ZM199 84V83H198ZM201 84V83H200ZM209 84V82H208ZM231 84V83H230ZM228 84V85H230ZM235 84V83H233ZM252 84V86H253ZM260 84H262L260 82ZM131 85V83H130ZM153 85V84H152ZM155 85V84H154ZM163 85V84H162ZM169 85V84H168ZM168 85L164 86L166 87V90L168 89L167 87H169ZM172 85H175V89H176V85L177 84H171L170 83V86ZM185 85V84H184ZM194 85V84H193ZM196 85V84H195ZM194 85V86H195ZM207 85V84H206ZM204 85V86H206ZM246 85V83H245ZM13 84H12V88H13ZM141 86V85H140ZM139 86V87H140ZM180 86V85H178ZM244 86V85H243ZM260 86V85H259ZM71 87V85H70ZM131 87V86H130ZM144 87V86H143ZM148 87V84L147 86ZM150 87V86H149ZM148 87V88H149ZM160 87V85H159ZM162 87V86H161ZM173 87V89H174ZM181 87V86H180ZM193 87V86H192ZM230 87V86H229ZM232 87V85H231ZM234 87V86H233ZM245 87V86H244ZM261 87V86H260ZM124 88V87H123ZM129 88V87H127ZM138 88V87H137ZM152 88V86H151ZM150 88V89H151ZM153 88L155 89V87L153 86ZM171 88V87H169ZM184 88H187L186 86ZM189 88V87H188ZM200 87L198 86V89ZM237 88V87H236ZM242 88V87H241ZM253 88V87H252ZM258 87H256L257 89ZM125 89V88H124ZM131 90V88H129ZM133 89V88H132ZM135 89V87H134ZM149 89V90H150ZM194 89H197L196 87ZM197 89V90H198ZM203 88H201L202 90ZM207 89V88H206ZM234 88H232L231 90H233ZM250 89V88H249ZM122 90V89H121ZM137 90V89H136ZM135 90V91H136ZM140 90V89H138ZM148 90V93L149 92ZM157 89H155L156 91ZM172 91V88L169 89ZM189 91V89H186ZM185 90V91H186ZM190 90L193 91V89L190 88ZM228 90V89H227ZM243 90V88L241 89ZM120 91V90H119ZM118 91V92H119ZM152 91V90H151ZM159 91V89H158ZM181 91V89H180ZM180 91H174V93L176 92H180ZM203 91V90H202ZM222 91V90H221ZM253 91H254V88H253ZM75 92V91H74ZM77 92H75L77 94ZM98 92V93H97ZM117 92V93H118ZM127 92H130V91H127ZM131 92H133V90H131ZM138 92H141V91H138ZM137 92V93H138ZM208 92V90L206 91ZM223 92H224V89H223ZM226 92V90H225ZM224 92V93H225ZM232 92V91H231ZM248 92V91H247ZM257 92V91H255ZM254 92V93H255ZM1 93V92H0ZM74 93V94H75ZM124 93V92H123ZM163 93V92H162ZM183 93V92H181ZM190 93V91H189ZM198 93H201L199 92L198 90ZM198 93L196 92L197 96H201V95H198ZM205 93V92H204ZM219 93V92H218ZM223 93V94H224ZM240 93V91L238 92ZM237 93V94H238ZM243 92L241 91V94ZM249 93V92H248ZM247 93V94H248ZM251 94L253 93L252 91L250 92ZM3 94V93H2ZM45 94V93H44ZM43 94V95H44ZM94 94V95H93ZM121 94V93H120ZM132 94V93H131ZM155 94V93H154ZM153 94V95H154ZM168 94V92H167ZM184 94V93H183ZM182 94V95H183ZM206 94V93H205ZM222 94V92H221ZM220 94V96H221ZM241 94H239L241 96ZM246 94V93H245ZM244 94V95H245ZM77 95V96H78ZM102 95V94H101ZM108 95V94H107ZM111 95L109 97H111ZM115 95V94H114ZM141 95V94H140ZM171 95V94H170ZM173 95V94H172ZM171 95V96H172ZM179 95V93L177 94V96ZM181 95V94H180ZM186 95V93L184 94ZM188 95V94H187ZM185 96L186 99L187 97L189 96H193L192 94H189L188 96ZM224 95H228V94H224ZM263 95V93H262ZM104 96V95H103ZM116 96H118L116 94ZM123 96V95H121ZM148 96V95H147ZM145 96V97H147ZM152 96V95H151ZM157 96V94H156ZM155 96V97H156ZM170 96V97H171ZM176 96V95H175ZM196 96V95H194ZM204 96V95H203ZM219 96V97H220ZM239 96V97H240ZM251 96V95H250ZM125 97V96H124ZM133 97L136 98V95H133ZM141 97V96H140ZM167 97V96H166ZM174 97V96H172ZM183 97V96H182ZM207 97V96H206ZM218 97V96H217ZM216 97V98H217ZM239 97H236L235 98V102H236V99ZM261 97V96H260ZM264 97V96H262ZM123 98V97H121ZM131 98V97H130ZM139 98V97H138ZM179 97L176 98V100L178 99ZM191 98V97H190ZM193 98V97H192ZM200 98V97H199ZM205 99V97H202ZM208 98V97H207ZM234 98V97H233ZM244 98V97H243ZM247 98V97H246ZM49 99L50 98H47L46 96H39L37 99H34V101L36 103H39L40 105L42 104L43 105H52L55 103L54 100H51L49 102ZM119 99V98H118ZM117 99V100H118ZM124 99V98H123ZM152 98L149 99V101L151 100ZM172 99V98H170ZM170 99H168L170 101ZM182 99V98H181ZM201 99V98H200ZM202 99V100H204ZM219 99V98H218ZM221 99V98H220ZM237 99V100H238ZM241 99V98H240ZM245 99V98H244ZM264 99V98H263ZM121 100V99H119ZM131 100V99H130ZM129 100V101H130ZM139 100V99H137ZM141 100V99H140ZM147 100V99H146ZM145 100V101H146ZM153 100V99H152ZM167 100V101H168ZM184 100V98H183ZM194 100V98H193ZM218 102L217 99H214ZM225 100V99H224ZM228 100V99H227ZM259 100V98H258ZM115 101V102H114ZM132 101H135V103L137 102L136 99L135 100H132ZM148 101V100H147ZM168 101V103H171V101H175V100H171L170 102ZM179 101V100H178ZM182 101V100H180ZM186 100H184L185 102ZM188 101V100H187ZM191 102H193L191 99H190ZM221 101V100H220ZM226 101V100H225ZM229 101V100H228ZM246 101V99L244 100ZM261 101V100H259ZM263 101V100H262ZM76 102V101H75ZM139 102V101H138ZM152 102V101H151ZM163 102V101H162ZM177 101H175L174 103H171L172 105H177L176 104ZM183 102V101H182ZM181 102V103H182ZM195 102V101H194ZM193 102V103H194ZM201 102V100H200ZM207 104L209 103L208 102V99H207ZM214 102V101H212ZM227 102V101H226ZM225 102V103H226ZM234 102V101H233ZM238 102V101H237ZM236 102V103H237ZM240 102V101H239ZM243 102V101H242ZM81 103V102H80ZM134 103V102H133ZM142 103V101L140 102ZM154 103V102H152ZM167 103V104H168ZM178 105L180 102H177ZM180 103V104H181ZM192 103V104H193ZM205 103V101L203 102ZM211 103V102H210ZM224 103V104H225ZM234 103V104H236ZM4 104V103H2ZM77 104V103H76ZM75 104V105H76ZM191 103L189 102V105ZM196 104V103H195ZM200 104V103H198ZM197 104V105H198ZM217 104V103H216ZM221 104V103H220ZM219 104V106H220ZM264 104V103H263ZM262 104V105H263ZM5 105V104H4ZM135 105V104H134ZM138 105V104H137ZM155 105V103H154ZM157 105V104H156ZM153 106L154 107V111H156L158 109L159 112H162L163 110V115L165 116L164 114V109L161 107L163 106V104L161 106L158 105L157 106ZM169 105V104H168ZM187 105H188V102H187ZM205 105V104H204ZM211 105V104H210ZM223 105V104H222ZM17 105L13 106L15 108ZM26 106V105H24ZM136 106V105H135ZM151 106V104H150ZM191 106V105H190ZM200 106V105H199ZM203 106V104H202ZM213 106V105H212ZM229 106L227 105L226 103V107ZM236 106V105H235ZM242 106V107H241ZM28 107V105H27ZM76 107V106H75ZM138 107V110L141 109V104H140V107ZM136 107V108H137ZM161 107V109L159 108ZM170 107V106H169ZM167 107V108H169ZM175 107V106H174ZM177 107V106H176ZM180 107V105H179ZM215 107V106H214ZM9 108H11V106H9ZM31 108V107H29ZM33 108V107H32ZM140 108V109H139ZM157 108V109H156ZM166 108V107H164ZM181 108V107H180ZM186 108V109H185ZM198 110V107H196ZM201 108V107H200ZM203 108V107H202ZM209 108V107H208ZM207 108V109H208ZM0 109H1V106H0ZM34 109H35V106H34ZM161 111H160V110ZM171 109V110H172ZM190 109V107H189ZM214 109V108H213ZM223 109V107H222ZM226 108H224L223 110L225 111ZM251 109V108H250ZM11 110V109H10ZM23 110V109H22ZM36 110V109H35ZM34 110V111H35ZM39 110V109H38ZM70 110V109H69ZM137 110V109H136ZM143 110V108L141 109ZM169 110V109H167ZM203 110V109H201ZM199 109V111H201ZM215 110V109H214ZM217 112H218V109H216ZM232 110V111H231ZM249 110V109H248ZM3 111V110H1ZM7 110H5L6 112ZM13 111V110H12ZM15 111V110H14ZM41 110H39L40 112ZM158 111H156L158 113ZM170 111V110H169ZM169 111L167 113H169ZM221 111V110H220ZM252 111V110H251ZM8 112V111H7ZM22 112V111H21ZM31 112V110H30ZM29 112V113H30ZM36 112V111H35ZM34 112V113H35ZM140 112V111H139ZM166 112V110H165ZM170 112V113H171ZM192 115H193V118H195L194 116H196V113L194 112V110H192ZM198 112V111H197ZM216 112V111H215ZM245 112V113H244ZM249 112V111H248ZM254 112V111H253ZM20 113V112H19ZM33 113V111H32ZM31 113V114H32ZM62 113V114H63ZM211 113V112H210ZM219 113V112H218ZM221 113V112H220ZM224 113V114H226ZM255 113V112H254ZM2 114V112H1ZM9 114V113H8ZM24 116H25V113H23ZM37 114V113H36ZM35 114V115H36ZM60 115V113L57 112V115ZM156 114V113H155ZM159 116H160V113H158ZM202 114V113H201ZM200 114V115H201ZM213 114V113H212ZM248 114V113H247ZM253 114V113H252ZM13 116H15L16 114H12ZM20 115V114H19ZM30 115V114H28ZM162 115V116H163ZM191 115V116H192ZM205 115V114H204ZM208 115V114H206ZM217 115V114H216ZM221 115V114H220ZM249 115V114H248ZM247 115V117H248ZM251 115V114H250ZM250 115H249V118H250ZM254 115V114H253ZM253 115H251V117H253ZM260 115H264V114H260ZM6 116V115H5ZM27 116V115H26ZM25 116V117H26ZM33 116V115H32ZM31 116V118H32ZM42 116V115H41ZM59 116V117H60ZM203 116V115H202ZM201 116V117H202ZM209 116V115H208ZM212 116V115H210ZM256 117V114L254 115ZM4 117V116H3ZM38 117V116H37ZM46 117V116H45ZM48 117V116H47ZM161 117V116H160ZM190 117V116H189ZM189 117L187 118V120L189 119ZM198 117V116H197ZM200 117V116H199ZM200 117V118H201ZM13 118V117H12ZM19 118V116H18ZM30 118V119H31ZM40 118V117H39ZM43 118V117H42ZM62 118V119H64ZM158 119L160 120H163L165 118H159L157 117ZM203 118V117H202ZM248 118V119H249ZM7 119V117H6ZM14 119V118H13ZM20 119V118H19ZM18 119V120H19ZM23 119V118H22ZM28 119V120H30ZM41 119V118H40ZM39 119V120H40ZM49 119V118H48ZM179 119V118H178ZM191 119V117H190ZM252 119V118H251ZM1 120V119H0ZM4 120V119H3ZM2 120V121H3ZM10 120V119H8ZM25 120V119H24ZM24 120H20V121H24ZM38 120V121H39ZM43 120V119H42ZM46 120V118L44 119ZM171 120V121H172ZM185 120V119H184ZM195 120H198V119H195ZM252 120H255V119H252ZM14 121V120H13ZM18 121V122H20ZM27 121V120H26ZM33 121V120H32ZM170 121V123H171ZM181 121V122H180ZM189 121V120H188ZM188 121L186 122V126L187 127H191V123L190 125L188 124ZM193 121V119H192ZM242 121H244L245 123L243 124ZM8 122V121H7ZM10 123L12 121H9ZM41 122V121H40ZM44 122V121H43ZM41 122V123H43ZM49 122V120L47 121ZM54 123V121H52ZM162 122V121H161ZM238 122V124H236ZM248 122V121H247ZM250 122V121H249ZM26 123V122H25ZM30 123V122H29ZM46 123V122H45ZM44 123V125H45ZM58 123V122H57ZM169 123V124H170ZM190 123V121H189ZM226 123V122H225ZM241 123V124H239ZM251 123V122H250ZM4 123H1L0 125L3 126ZM13 124V123H12ZM18 124H21V123H18ZM23 124V123H22ZM28 124V123H27ZM33 124V123H32ZM47 124V123H46ZM50 124V122L48 123ZM185 125V122L183 123ZM189 126H188V125ZM194 124H195V121H194ZM214 124V123H213ZM220 124V122H219ZM242 124H243V128H245V130L242 132ZM15 125V123L13 124ZM43 125V124H42ZM52 125V123H51ZM54 125V124H53ZM62 125V124H61ZM71 125V126H72ZM193 125V124H192ZM225 125V124H224ZM246 125V124H245ZM250 125V124H249ZM5 126V125H4ZM3 126V127H4ZM21 126V125H20ZM24 126V125H23ZM28 126V125H27ZM48 126V125H47ZM185 126V127H186ZM216 126V124H215ZM18 127V126H17ZM31 127V126H30ZM44 127V126H43ZM64 127V126H63ZM62 127V129H64ZM69 127V126H68ZM183 127V128H185ZM212 127V126H211ZM224 127V128H226ZM251 127V125H250ZM28 128V127H27ZM46 128V127H44ZM67 128V126L65 127ZM71 128V127H70ZM210 128V127H209ZM8 129V128H7ZM12 129V127H11ZM22 129V128H21ZM31 129V128H30ZM43 129V128H41ZM39 129V130H41ZM213 129V128H212ZM217 129V128H216ZM222 129V128H221ZM237 131H236V130ZM10 129L7 130V132L9 131ZM16 130V128H15ZM20 130V129H19ZM25 130V129H24ZM43 130H46V129H43ZM48 130V129H47ZM50 130H52V128H50ZM55 130V129H54ZM76 129L73 130L72 128V131H75ZM79 130V129H78ZM77 130V131H78ZM205 130V129H204ZM248 130V128H247ZM29 131V130H28ZM38 131V130H37ZM59 131V129L57 130ZM66 131V130H65ZM203 131V130H202ZM201 131V132H202ZM252 131V132H251ZM10 132V131H9ZM15 132V131H14ZM25 132V131H24ZM24 132H22L24 134ZM30 132V131H29ZM34 132V131H33ZM33 132H31L33 134ZM45 132V131H44ZM61 132V131H60ZM79 132V131H78ZM78 132L77 135H78ZM200 132V130H199ZM212 132V131H210ZM3 133V132H2ZM6 133V131H5ZM30 133V134H31ZM35 133V132H34ZM43 133V132H42ZM48 135H51V131H47L46 132ZM58 133V132H57ZM56 133V134H57ZM63 133V131H62ZM62 133L60 135H62ZM65 133V132H64ZM63 133V134H64ZM70 134H73V132H69ZM198 133V132H197ZM206 134V132H204ZM215 133V131H214ZM213 133V135H214ZM7 134V133H6ZM27 134V133H26ZM29 134V133H28ZM29 134V135H30ZM31 134V135H32ZM38 134V132H37ZM54 136H55V133H53ZM75 134V133H74ZM73 134V135H74ZM81 134V133H79ZM192 136H193V132L191 133ZM199 134V133H198ZM197 134V135H198ZM210 134V133H209ZM1 135V134H0ZM5 135V134H4ZM34 135V134H33ZM41 135V134H39ZM46 135V134H45ZM66 135V134H65ZM64 135V136H65ZM82 135H84L82 133ZM87 135V134H86ZM183 135V136H182ZM3 135H1L0 137H2ZM35 136V135H34ZM52 136V135H51ZM57 136V135H56ZM63 136V135H62ZM69 136V135H68ZM67 136V137H68ZM192 136H191V139H192ZM195 136V134H194ZM200 135H198L199 137ZM202 136V134H201ZM12 137V136H11ZM196 138V140L199 138ZM203 139H204V135L202 136ZM223 137V136H222ZM7 138V137H6ZM16 138V137H14ZM64 138V137H63ZM71 138V137H70ZM69 138V140H70ZM79 138V137H77ZM84 138L86 139V137L84 136ZM83 138V139H84ZM89 138V137H88ZM195 138V137H194ZM193 138V139H194ZM4 139V138H3ZM19 139V137H18ZM17 139V140H18ZM22 139V138H21ZM29 140V142H31V139L30 138H26V140ZM61 139V138H60ZM75 139V138H74ZM80 139V138H79ZM91 139V138H90ZM90 139H87V142H89L88 140ZM201 139V138H200ZM201 139V140H203ZM206 139V138H205ZM8 140V139H7ZM10 140V139H9ZM27 140V142H28ZM40 140V139H38ZM62 140V139H61ZM65 140V139H64ZM63 140V142H64ZM219 140H220V137H219ZM223 140V139H222ZM221 140V141H222ZM240 140V141H239ZM23 140H21L22 142ZM47 141V140H45ZM58 141V140H57ZM84 141V140H81V142ZM92 141V139H91ZM90 141V142H91ZM194 141V140H193ZM192 141V142H193ZM224 141V142H225ZM10 142V141H9ZM25 142V141H24ZM44 142V141H43ZM80 140H79V143H81ZM85 142V141H84ZM83 142V143H84ZM4 143V142H3ZM7 143V142H6ZM5 143V145H6ZM13 143V141H12ZM48 142H46L47 144ZM77 143V142H76ZM186 144L187 148H188V154L187 153H181L180 150L177 149V147H179L180 149H182V145L183 144ZM223 143V142H222ZM226 143V144H227ZM45 144V143H43ZM90 144V143H89ZM215 144V145H214ZM225 144V143H224ZM8 145V144H7ZM16 145V144H15ZM38 145V144H37ZM36 145V146H37ZM53 145V143H52ZM73 145V144H72ZM71 145V146H72ZM76 145V144H75ZM74 145V146H75ZM91 145V144H90ZM214 145V146H213ZM238 145V144H237ZM14 146V145H13ZM22 146V145H20ZM32 146V145H31ZM30 146V147H31ZM35 146V147H36ZM48 146V144H47ZM85 146H87L85 144ZM174 147L173 149L174 150H171L169 149V147ZM4 147V146H3ZM9 147V146H8ZM19 147V146H18ZM26 147V145H25ZM29 146H27V148L24 150L26 151L25 153L27 154V156L30 154L31 149H33V147L30 149ZM77 147V146H76ZM80 147V146H79ZM82 147V146H81ZM90 147V146H89ZM117 147V146H116ZM176 147V148H175ZM221 147H222V144H221ZM220 147V148H221ZM225 147V145H223V148ZM23 148V147H21ZM39 148V147H38ZM47 148V147H46ZM72 148V147H71ZM87 148V147H86ZM102 148H104L102 146ZM101 148V149H102ZM158 150H157V149ZM228 148V146H227ZM239 148H242L241 146ZM6 149V148H4ZM10 149H12L10 147ZM15 149V148H14ZM36 149V148H35ZM77 149V148H75ZM79 149V148H78ZM83 149V148H82ZM93 149V148H92ZM140 149V148H139ZM149 149V148H148ZM215 149V148H214ZM34 150V149H33ZM37 150V149H36ZM43 150V148L41 149ZM74 150V149H73ZM89 150V148H88ZM94 150V149H93ZM104 150V149H103ZM102 150V151H103ZM106 150V149H105ZM114 150V149H113ZM127 150V149H126ZM152 150V149H151ZM151 150L150 153H147L146 149H144V152L147 153L148 155L151 154ZM13 151V150H12ZM23 151V152H24ZM35 151V150H34ZM40 151V149H39ZM67 150H65V153H66ZM80 151V150H79ZM85 151V150H83ZM92 151V150H91ZM110 151V150H109ZM140 151V150H139ZM137 151V152H139ZM142 151V150H141ZM239 151V150H237ZM15 152V151H13ZM17 152V151H16ZM19 152V151H18ZM22 152V153H23ZM47 151H45L46 153ZM59 150H57L56 153H58ZM95 152H96V149H95ZM94 152V153H95ZM111 152V151H110ZM136 154V151H134ZM9 153V152H8ZM12 153V152H11ZM34 153V152H33ZM36 153V152H35ZM47 153H50L49 151ZM55 153V155H56ZM60 153V152H59ZM64 153V154H65ZM80 153V152H79ZM86 153V152H85ZM98 153V152H97ZM101 153V152H100ZM113 153H115V151H113ZM203 153V152H202ZM237 153V152H236ZM41 154V153H40ZM89 154V153H88ZM102 154V153H101ZM108 154V148H107V153ZM141 154V152L139 153ZM137 154V155H139ZM144 154V153H143ZM240 154V153H239ZM15 155V154H14ZM13 155V156H14ZM19 155V153H18ZM32 155V154H31ZM30 155V156H31ZM34 155V154H33ZM79 155V154H78ZM16 156V155H15ZM21 156V155H20ZM46 156V155H45ZM49 156L50 158V155H47ZM52 156V155H51ZM58 156V155H57ZM69 156V155H68ZM68 156H66L65 154V157L67 158ZM86 156V155H85ZM95 156V155H94ZM98 156V157H99ZM112 156V155H111ZM110 156V157H111ZM146 156V155H145ZM232 156V154L230 155ZM33 157V156H32ZM35 157V156H34ZM42 157V156H41ZM72 157V156H70ZM69 157V158H70ZM97 159H100L98 158ZM109 157V158H110ZM120 157H121V161L120 160ZM38 158V157H37ZM54 158V157H52ZM51 158V159H52ZM56 158V156H55ZM65 158V159H66ZM133 158V157H132ZM226 158V162L228 163V167L226 165L225 167V159ZM264 158V157H262ZM24 159V160H23ZM39 159V158H38ZM46 159V157H45ZM65 159L63 158V160L65 161ZM72 161H75L73 160V158H70L69 160ZM79 159V158H78ZM26 160L29 161L30 164H28V168L29 170V174L27 175L30 176V177H36V175H38L39 171L38 170V167L36 165L38 164H35L33 161L34 159L31 157H22V160L20 158V161L18 159V162L16 164H18V166L22 167L24 166L27 162ZM41 160V159H40ZM54 160V159H52ZM51 160V161H52ZM57 160V159H55ZM82 160V159H80ZM123 160V164L121 165L120 162H122ZM16 161V160H15ZM39 161V160H38ZM43 161V160H42ZM47 161H50L47 159ZM79 161V160H78ZM26 162V163H25ZM46 162V161H45ZM44 162V163H45ZM59 162V161H57ZM57 162H54V163H57ZM61 162V161H60ZM71 162V161H70ZM98 162V161H97ZM37 163V161H36ZM41 163V162H40ZM39 163V164H40ZM49 163V162H48ZM54 163H53V167H54ZM69 163V162H68ZM77 163V162H76ZM75 162L72 163V165L76 164ZM79 163H82V161H80ZM87 163V162H86ZM96 163V162H95ZM126 163V164H125ZM10 162L7 164L9 165ZM12 164V163H11ZM14 164V162H13ZM51 164V163H50ZM62 164V163H59V165ZM78 164V163H77ZM58 165V164H56ZM58 165V166H59ZM81 165V164H79ZM121 165V166H120ZM125 165V166H124ZM40 167V165H38ZM50 166V165H49ZM48 166V167H49ZM62 166V165H60ZM64 166V165H63ZM69 166V165H68ZM85 166V165H84ZM91 166V165H90ZM230 166L232 167V169H230ZM1 167V166H0ZM9 167V166H8ZM18 167V168H19ZM21 167L19 168L20 170ZM37 167V169H36ZM44 167V166H43ZM47 167V168H48ZM51 167V168H53ZM70 167V166H69ZM68 167V168H69ZM75 167H78V165L72 167L75 168ZM82 167V165H81ZM89 167V166H88ZM16 168V167H15ZM68 168H66L65 170H67ZM71 168V167H70ZM87 168V167H86ZM90 168V167H89ZM177 168L181 170V172H176L177 171ZM186 168H188V170H190L192 173H193V176L195 174H199V175H203L205 177L207 176H211L213 179H215L216 183L220 185V187H223V188H227L226 184H224V182H222V180L224 178H229L231 176H234V170L236 172V176L239 175V179L241 180L240 181V184L238 183V185L242 186L241 189L238 188L237 189V184L234 185L235 183H237L235 181V178H234V182L232 183H228L230 185H233L234 186V191H235V195L233 197V200L229 203V207L231 208V210H226L222 215H220L218 217V219H216L215 221L213 220H210V221H204V224H202L200 227L197 228L196 230V234L192 231V229L190 227H188V223L190 224V218L193 216V215H196V213H200V212H209L210 214L213 213V211L217 210L220 206H221V203L218 202V201H211L210 198L212 196V199H214L218 193V191H216L217 189L213 188V189H210L208 187V185L206 183H204V188L205 191L202 189H200L198 191V193H195L193 190L190 191L193 184V182L190 183L191 179H189V175L187 173ZM245 168V173H247L248 171L246 170V167ZM2 169V168H1ZM0 169V170H1ZM11 169V168H10ZM17 169V168H16ZM17 169V170H19ZM26 169V168H24ZM42 169V167H41ZM46 169V167H45ZM54 169V168H53ZM58 169V167L56 168ZM64 169V167L62 168ZM61 169V170H62ZM70 169V170H72ZM16 170V172H17ZM63 170V171H65ZM69 170V171H70ZM88 170V169H87ZM93 170V169H92ZM226 170V171H225ZM2 171V170H1ZM45 172H47L46 170H44ZM50 171V170H49ZM83 172V169L81 170ZM85 171V170H84ZM91 171V170H90ZM90 171H89V174H90ZM179 171V170H178ZM12 172V171H11ZM15 172V171H14ZM20 172V171H19ZM51 173L53 171H50ZM59 172V171H58ZM70 172H73V171H70ZM77 172H79L77 170ZM86 172V171H85ZM4 174V172H2ZM13 173V172H12ZM37 173V174H36ZM42 173V172H41ZM44 173V172H43ZM66 173V172H65ZM76 173V172H75ZM81 173V172H80ZM176 173L178 175H176ZM244 173V174H245ZM1 174V173H0ZM8 174V173H7ZM78 174V173H77ZM86 174V173H84ZM94 174V173H93ZM72 175H74V172L72 173ZM71 175V176H72ZM79 175V174H78ZM192 175V174H191ZM246 175V174H245ZM245 175L243 177V179H245ZM21 176V175H20ZM62 176V175H61ZM89 176V175H88ZM92 176V175H91ZM242 176V175H241ZM1 177H3L1 175ZM0 177V178H1ZM26 177V176H25ZM58 177V176H57ZM66 177V176H65ZM237 177V178H238ZM247 177V176H246ZM19 178V177H18ZM24 178V177H23ZM37 178H39L37 176ZM41 178V177H40ZM69 178V177H67ZM73 178V177H72ZM75 178V177H74ZM85 178V177H83ZM91 177H89L90 179ZM2 179V178H1ZM4 179V178H3ZM22 179V178H21ZM25 179V178H24ZM51 179V178H50ZM49 179V180H50ZM81 179V178H80ZM222 179V180H221ZM29 180V179H27ZM30 180H33V179H30ZM79 180V179H78ZM82 180V179H81ZM80 180V181H81ZM246 180V179H245ZM19 180H17L18 182ZM34 181V180H33ZM39 181V180H38ZM53 181V179H52ZM50 181V182H52ZM56 183L58 182V180H55ZM80 181H75V183L77 182H80ZM86 181V180H85ZM90 181V180H89ZM228 181V182H229ZM6 182V180H5ZM21 182V180H20ZM47 182V181H46ZM60 182H63V181H60ZM82 182V181H81ZM239 182V181H238ZM28 183V182H27ZM31 183V182H30ZM34 183H38V182H34ZM33 183V184H34ZM39 183H42L39 181ZM83 183V182H82ZM81 183V184H82ZM88 183V181H87ZM87 183H85L87 185ZM0 184L3 185V182ZM21 184V183H20ZM23 184V183H22ZM52 184H54L52 182ZM60 184V183H59ZM58 184V185H59ZM66 182L64 183V186L66 187ZM79 184V183H78ZM84 184V183H83ZM192 184V185H191ZM57 185V186H58ZM61 185V184H60ZM85 185V186H86ZM1 186V185H0ZM19 186V185H18ZM35 186V184H34ZM33 186V187H34ZM37 186V185H36ZM35 186V187H36ZM62 186V185H61ZM76 186V185H75ZM78 186V185H77ZM81 186V185H80ZM84 186V185H83ZM42 187V185H41ZM59 187V186H58ZM57 187V189H58ZM69 187V186H67ZM66 187V188H67ZM79 187V186H78ZM89 187V186H88ZM20 188V187H19ZM37 188V187H36ZM44 188V187H43ZM60 188V187H59ZM63 188V187H62ZM71 188V186H70ZM75 188V187H74ZM81 188V187H80ZM22 189V188H21ZM42 189V188H41ZM61 189V188H60ZM64 189V188H63ZM76 189V188H75ZM79 189V188H78ZM84 189V188H83ZM88 189V188H87ZM44 190V189H42ZM62 190V189H61ZM72 191V189H69ZM195 190V189H194ZM75 191V190H74ZM196 191V190H195ZM58 194V193H57ZM73 195V193H70ZM92 194V193H91ZM94 195V194H92ZM239 195V196H238ZM248 196V198H246L245 196ZM18 196V195H17ZM61 196V195H60ZM79 198L81 197L80 195L78 196ZM73 199V198H72ZM74 200V199H73ZM250 200V198H249ZM45 201V200H44ZM43 201V202H44ZM76 201V199L74 200ZM41 202V201H40ZM49 202V201H48ZM70 202V201H69ZM78 202V201H77ZM79 204V203H77ZM48 205V204H47ZM70 205V204H69ZM193 205H198V212L196 210L193 209ZM75 206V205H74ZM73 206V207H74ZM80 206V205H78ZM70 207V206H69ZM192 207V208H190ZM68 208V206H67ZM74 209V208H73ZM69 210H72L69 209ZM75 210V209H74ZM77 210V209H76ZM79 210V209H78ZM81 210V209H80ZM79 210V211H80ZM68 211V209H67ZM75 211H71V213H73ZM70 213V212H69ZM77 213V212H76ZM79 213V212H78ZM77 213V215H79ZM67 215V214H66ZM75 215V216H77ZM81 217V216H80ZM209 218V217H208ZM264 218V216H263ZM82 219L80 218L79 220L82 221ZM86 221V220H85ZM79 222V221H78ZM83 222V221H82ZM81 222V223H82ZM84 223V222H83ZM86 223V222H85ZM180 223L182 224L181 225V230H182V235L183 236H180L179 234L178 235V238L175 237V233H176V229H175V226ZM80 225V224H79ZM93 226V227H92ZM220 226V227H219ZM89 227V226H88ZM218 230V231H221L222 235H223V243H222V247H220L219 245H216V244H211V243H206L204 244L205 240H207L208 236L210 234H212L213 230ZM178 231V230H177ZM92 232V233H94ZM86 238V237H85ZM84 239V238H83ZM88 240V237L86 238ZM85 239V240H86ZM84 240V241H85ZM14 242V241H13ZM37 242V241H36ZM6 244V243H5ZM19 244H21V246L19 247ZM41 245L40 243H37V245ZM64 244V243H63ZM7 245V244H6ZM7 245V246H8ZM61 245V244H60ZM2 248L4 245H0ZM46 247V245H44ZM43 246V247H44ZM51 246V245H50ZM57 246V245H56ZM6 247V246H5ZM39 247V246H38ZM43 247H42V250H43ZM49 247V246H48ZM53 247V245H52ZM59 247V246H58ZM65 247V246H64ZM67 247H70V243L69 245H67ZM40 248V247H39ZM4 249V248H3ZM36 249V250H35ZM53 249V248H52ZM66 249V248H65ZM68 249V248H67ZM69 250V249H68ZM71 250V248H70ZM48 251V249H47ZM59 251V250H58ZM1 252V251H0ZM1 252L0 255H3ZM60 252V251H59ZM63 252V251H61ZM76 252V253H75ZM53 253V254H52ZM58 254V252H56ZM48 254V253H47ZM55 256V255H54Z\"/></svg>", "mask_w": 264, "mask_h": 264}]
</instances>
